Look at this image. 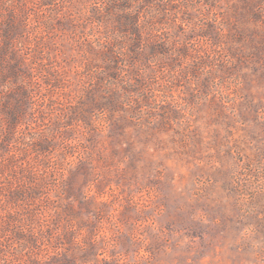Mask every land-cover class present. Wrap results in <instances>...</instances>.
<instances>
[{
    "label": "rangeland",
    "instance_id": "rangeland-1",
    "mask_svg": "<svg viewBox=\"0 0 264 264\" xmlns=\"http://www.w3.org/2000/svg\"><path fill=\"white\" fill-rule=\"evenodd\" d=\"M0 264H264V0H0Z\"/></svg>",
    "mask_w": 264,
    "mask_h": 264
}]
</instances>
